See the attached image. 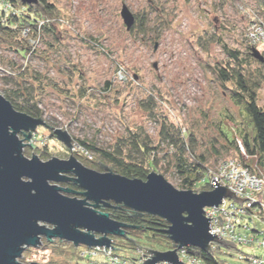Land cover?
Wrapping results in <instances>:
<instances>
[{
    "label": "rangeland",
    "instance_id": "rangeland-1",
    "mask_svg": "<svg viewBox=\"0 0 264 264\" xmlns=\"http://www.w3.org/2000/svg\"><path fill=\"white\" fill-rule=\"evenodd\" d=\"M48 1L55 4L60 17L57 38L47 36L55 49L38 43L37 47L42 50L26 60L10 50L0 38L1 94V88L6 85L5 76H11L9 73L13 71L8 61L20 64L28 61L30 68L39 71L49 83L39 104L43 119L53 127L67 130L74 139L86 138L100 146H111L127 126L142 124L146 135L156 144L160 123L167 118L187 131L194 130L198 149H210L212 168L217 167L223 156L215 158L212 148H221L226 143L222 128L227 124L234 131L238 122H247V117L242 107L235 105L229 94H223L224 90L217 83L212 67L216 60L222 58V53L217 44L208 42L204 35H210L215 30L217 34H222L220 27L225 23L234 28L233 32L226 34L228 43L242 48L241 43L246 42L244 27L248 18L239 12L237 1L228 0L220 5V0H164L170 26H162L159 30L161 37L152 42L148 37L142 40L132 36L121 17L124 3L131 11L142 14L147 10L148 0ZM256 1L245 0L253 8L257 6ZM152 18L150 26L156 29L155 14L150 21ZM200 37L205 47L199 45ZM155 41L159 42L156 50ZM154 63L158 64L157 68ZM107 81L111 89L102 92ZM82 84L90 92L81 97ZM66 92L71 93V99ZM260 93L261 103L264 104V88ZM148 95L155 100L154 117H150L149 110L142 104ZM33 135L32 143L37 148L31 150L26 147V157L30 158L33 154L40 157L39 149L43 148L50 156L40 157L45 161L53 156L68 159L73 154L84 166L96 170L87 164V159L97 158L75 142L71 152L58 140L51 139L46 127L40 126ZM99 171H104L103 167ZM160 174L180 189L176 173ZM257 221L261 231L262 221L258 217ZM139 240L142 247L163 251L169 248L161 238H158L159 242L145 237ZM59 241L49 242L44 237L41 246L29 247L23 252L21 264H66L65 261L69 264H110L105 254L82 257L87 246L76 247L71 242ZM255 245H238V250L264 258V250L257 243ZM238 250L231 252L238 257ZM117 252L120 255H135V251L129 248H121ZM228 258L237 261L234 257Z\"/></svg>",
    "mask_w": 264,
    "mask_h": 264
},
{
    "label": "trees",
    "instance_id": "trees-1",
    "mask_svg": "<svg viewBox=\"0 0 264 264\" xmlns=\"http://www.w3.org/2000/svg\"><path fill=\"white\" fill-rule=\"evenodd\" d=\"M227 1L220 0L219 4L223 5ZM235 1L238 2L239 12L241 11L248 18L244 27L245 33L254 15L260 16L264 20V0H257V6L254 8L249 6L245 0ZM10 2L14 5L13 11L0 8V38L7 44L8 48L19 55L20 58L26 60L37 56L42 50V48L37 47L38 43L48 44L55 49L53 43L47 39V36L57 38V29L60 25V17L57 14L55 4L50 3L48 0H39L35 5L22 3L21 0H10ZM217 8L219 9V7ZM146 9L148 12L146 10L142 14L133 12L135 23L127 31L134 37L143 38L142 40L148 37V40L152 42L161 37L159 30L162 26L165 27L167 24L168 27L170 26L169 13L165 8L164 0H148ZM152 14H155L154 24L158 25L156 29H152L150 26L153 22V18L150 21ZM220 28L222 34H217L215 30L210 35L209 33L204 35L208 38V42L214 41L222 53V58L215 61L212 73L215 74L217 83L224 90L223 94H229L232 102L242 107L247 122H238L234 131L226 124L222 128V136L226 143L221 148L213 147L212 154L215 158L223 156L221 161L231 158L252 168L257 165L258 169L264 174V104L261 103L260 93L264 88V62L253 56L252 48L255 47H252L247 41L241 43L242 48L232 47L228 43L226 34L233 32L234 28L232 29L225 23H222ZM201 39L202 37L198 39V43L200 46L205 47L204 41L202 42ZM157 44L159 42L155 41L154 50ZM259 50L264 57V48H259ZM42 53L44 54L45 51ZM8 63L13 71L9 73L11 76H5L6 85L1 88V92L16 110L29 113L36 118L42 117L43 110L39 104L42 95L49 86L47 78L41 75L39 71L31 69L28 61L20 64L14 60H9ZM54 84L56 83L54 82ZM108 88L111 89L109 81L106 82L102 92ZM64 89L67 90V88ZM89 92L90 90L82 84L80 88L81 97L86 96ZM66 96L71 99V93L66 92ZM145 100L142 104L149 110L150 117H154L156 110L154 98L148 95ZM226 116L233 119L230 115ZM47 129L51 139L57 140L52 130ZM159 130L156 144L146 135L147 132L142 124L134 127L127 126L125 132L117 136L111 146H100L98 143L91 142L86 138L84 140L77 138L74 139V142L82 147L85 152L94 154L97 160L86 158L87 164L98 170H102L103 165H108L117 174L120 173L127 177L142 178L144 180L147 179L151 171H156L159 174L173 171L178 176L180 190L200 192L213 189L211 180L218 172L217 167L212 168L210 149H198L197 145L199 143H197L198 139L193 134L194 130L187 131L181 126L170 122L167 118L161 121ZM239 140L242 141L247 152V159L244 158L239 147ZM30 149L34 150L32 146H30ZM39 156H42V158L50 157L49 152L43 148L39 149ZM101 209L110 212L113 219L130 225L126 228L127 237H114L113 240V248L120 257L133 261L138 259L141 251L154 250L155 248L140 245L139 239L144 237L153 242L161 238L162 241L168 243V249L175 247L165 233L168 227V222L165 219L149 214L136 217L133 215L132 210L125 209L123 206L120 209ZM258 219L261 220V217H258ZM255 223L259 225L258 221H255ZM255 230L254 233H257V229ZM59 242L62 243L63 241ZM121 248L133 249L135 255H120L117 250ZM211 248L209 252H204L200 248L193 247L196 257L202 260L204 264H224L228 261L239 264V258L231 252L238 250V246L233 248L213 243ZM242 252L245 254L244 251L239 253ZM228 256L234 257L238 262L230 261ZM21 262L20 260V264ZM65 263L69 264L67 261ZM70 264L72 263L70 262Z\"/></svg>",
    "mask_w": 264,
    "mask_h": 264
},
{
    "label": "water",
    "instance_id": "water-1",
    "mask_svg": "<svg viewBox=\"0 0 264 264\" xmlns=\"http://www.w3.org/2000/svg\"><path fill=\"white\" fill-rule=\"evenodd\" d=\"M21 1L30 5L39 2ZM121 17L130 30L135 14L125 3ZM252 49L253 56L264 62L261 51ZM40 126L52 130L59 142L74 151V138L67 130L16 110L0 93V264H20L23 252L41 246L44 237L49 242L68 241L76 247L113 248L112 237H127L130 225L113 219L101 208L120 206L132 209L136 217L149 214L168 222L165 233L176 248L150 249L154 257L144 264H185L176 249L188 245L204 252H209L213 243L237 248L233 241L210 232L213 217L205 216V208L218 207L227 197L239 203L248 198L237 197L236 192L214 179L213 189L194 192L178 189L156 171L144 180L117 174L108 165H103L104 171L92 169L73 154L68 159L53 156L47 161L35 154L26 157V147L37 148L32 141ZM69 182L80 190L61 185Z\"/></svg>",
    "mask_w": 264,
    "mask_h": 264
},
{
    "label": "built area",
    "instance_id": "built-area-1",
    "mask_svg": "<svg viewBox=\"0 0 264 264\" xmlns=\"http://www.w3.org/2000/svg\"><path fill=\"white\" fill-rule=\"evenodd\" d=\"M0 8L6 11H13L14 5L11 4L10 0H0ZM245 39L252 47H257L258 49L264 48V20L262 17L256 15L252 17L251 22L247 26ZM239 147L242 150L244 158L247 159L248 155L241 140H239ZM216 169L218 172L212 180L214 179L220 182L221 185L229 188L232 192H236L237 197L248 199L242 200L241 204L234 198L227 197L223 199L218 207L205 208V216L213 217L210 219V232L216 234L217 237H223L227 241H233L236 247L242 244L249 247L256 246L255 243H257L264 250V200L260 199L264 194L263 172L258 169L257 165H254L252 168L231 158L222 160ZM212 186H214L213 182ZM219 215L222 218L221 223ZM257 217H261L263 224L261 231L258 230V225L255 223ZM255 229H257V233H254ZM258 234H261L262 237ZM176 250L179 259L185 264H204L202 260L196 257L193 246L188 245ZM89 254L91 256L105 254L109 258L110 264H144V260L154 257V254L150 251L143 250L140 252L138 259L132 261L117 255L112 247H88L82 252L83 257ZM238 258L239 264H242L243 261L245 264H264V258L254 254L248 255L242 252ZM156 264L172 263L161 261ZM224 264L235 263L228 261Z\"/></svg>",
    "mask_w": 264,
    "mask_h": 264
},
{
    "label": "flooded vegetation",
    "instance_id": "flooded-vegetation-1",
    "mask_svg": "<svg viewBox=\"0 0 264 264\" xmlns=\"http://www.w3.org/2000/svg\"><path fill=\"white\" fill-rule=\"evenodd\" d=\"M21 137H23V135H21ZM29 147V146H28ZM36 149V148H35ZM66 185H68L70 188H73L74 190L77 189V190H80V188H78L76 185H74L72 182H69V183H66ZM121 207V206H120ZM120 207H116L115 209H120ZM109 208H113V207H109ZM107 208V209H109ZM126 209V208H125ZM130 210V209H128ZM132 210V209H131ZM130 210V211H131ZM133 211V210H132ZM134 212V211H133ZM135 213H133L134 215ZM142 217V216H141ZM119 238V237H118Z\"/></svg>",
    "mask_w": 264,
    "mask_h": 264
},
{
    "label": "crops",
    "instance_id": "crops-1",
    "mask_svg": "<svg viewBox=\"0 0 264 264\" xmlns=\"http://www.w3.org/2000/svg\"><path fill=\"white\" fill-rule=\"evenodd\" d=\"M264 195V194H263ZM261 200H264V198H260Z\"/></svg>",
    "mask_w": 264,
    "mask_h": 264
}]
</instances>
